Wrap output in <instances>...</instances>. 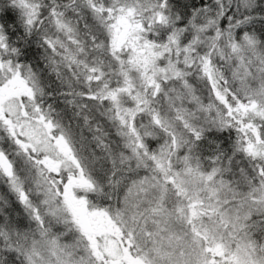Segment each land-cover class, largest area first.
<instances>
[{
	"label": "snow or ice",
	"instance_id": "1",
	"mask_svg": "<svg viewBox=\"0 0 264 264\" xmlns=\"http://www.w3.org/2000/svg\"><path fill=\"white\" fill-rule=\"evenodd\" d=\"M0 264H264V0H0Z\"/></svg>",
	"mask_w": 264,
	"mask_h": 264
}]
</instances>
